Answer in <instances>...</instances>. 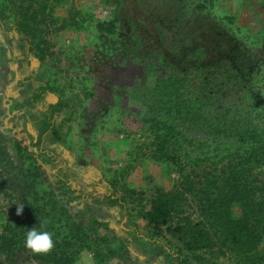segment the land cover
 I'll return each instance as SVG.
<instances>
[{
    "label": "rangeland",
    "instance_id": "1",
    "mask_svg": "<svg viewBox=\"0 0 264 264\" xmlns=\"http://www.w3.org/2000/svg\"><path fill=\"white\" fill-rule=\"evenodd\" d=\"M187 3L232 23L252 53L253 85L264 99V0ZM117 8V0H0V232L21 215L34 225L48 218L43 229L72 264H171L169 252L179 248L188 264H264V257H247L202 218L185 180L152 158L154 133L141 119L151 116L155 101L154 55L145 53L130 25L116 26ZM111 24L110 34L98 29ZM160 38L170 47L166 30ZM43 42L50 54L40 60L36 46L44 48ZM37 84L47 88L40 103L33 101ZM196 157L203 155L193 150L188 168L201 185L205 164L195 168ZM60 178L76 192L59 185ZM158 188L179 195L171 228L205 224L211 245L195 252L200 257L166 229L158 235L149 226L145 211ZM257 254L264 255V243ZM0 264L38 263L24 248L10 260L1 255Z\"/></svg>",
    "mask_w": 264,
    "mask_h": 264
},
{
    "label": "trees",
    "instance_id": "2",
    "mask_svg": "<svg viewBox=\"0 0 264 264\" xmlns=\"http://www.w3.org/2000/svg\"><path fill=\"white\" fill-rule=\"evenodd\" d=\"M117 3L116 26L130 25L136 39L146 43L145 53L154 55L150 89L155 101L151 116L141 119L154 133L152 158L171 164L185 180L187 192H194L201 217L220 228L232 246L247 257H264L257 254L264 243V99L255 92L256 67L247 44L228 19L217 18L201 5L188 6L187 0ZM1 22L0 11L3 32ZM116 26L101 25L98 29L110 34ZM161 30L169 33L168 48L161 41ZM16 33L29 41L23 28L16 27ZM45 47L46 43L44 48L36 46L40 60H44L45 51L50 54ZM46 91L37 84L33 101L40 103ZM45 111L47 130L52 105ZM193 150L203 155L194 159L198 162L195 168L205 164L201 185L191 181L188 168ZM2 151L0 147V156ZM57 183L76 192L68 179L60 178ZM178 197L174 191L158 188L147 205L145 219L155 234L166 229L183 241L192 257H200L195 252L211 245L205 224L187 221L170 227L177 214ZM126 218L131 222L128 215ZM33 222L21 215L13 227L5 226L0 232V256L10 260L23 250L25 232L33 226L46 230ZM54 241L55 248L47 255L27 251L38 264H72L73 258ZM169 254L171 264H188L184 249Z\"/></svg>",
    "mask_w": 264,
    "mask_h": 264
},
{
    "label": "clouds",
    "instance_id": "3",
    "mask_svg": "<svg viewBox=\"0 0 264 264\" xmlns=\"http://www.w3.org/2000/svg\"><path fill=\"white\" fill-rule=\"evenodd\" d=\"M23 204H18L16 214L21 215ZM51 221L43 218L39 221L41 228H45ZM54 234L47 230H38L35 226L26 230L24 247L33 255H47L55 248Z\"/></svg>",
    "mask_w": 264,
    "mask_h": 264
}]
</instances>
